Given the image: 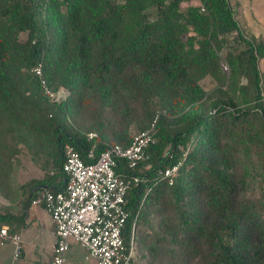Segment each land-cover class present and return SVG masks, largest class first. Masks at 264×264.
<instances>
[{
  "label": "trees",
  "instance_id": "1",
  "mask_svg": "<svg viewBox=\"0 0 264 264\" xmlns=\"http://www.w3.org/2000/svg\"><path fill=\"white\" fill-rule=\"evenodd\" d=\"M257 62L228 0H0V227L65 183L67 147L87 161L149 131L115 169L126 264H264Z\"/></svg>",
  "mask_w": 264,
  "mask_h": 264
},
{
  "label": "built area",
  "instance_id": "2",
  "mask_svg": "<svg viewBox=\"0 0 264 264\" xmlns=\"http://www.w3.org/2000/svg\"><path fill=\"white\" fill-rule=\"evenodd\" d=\"M35 73L40 75L39 68ZM45 91L53 100L66 95L62 88L55 92ZM152 143L150 132H141L133 137L127 148L115 145L98 156L91 150L87 161L67 147L62 165L65 174L62 189L45 190L32 201V205L42 203L54 225L55 244L49 264L64 263L71 241L85 249L97 264L127 263L130 256L125 251L121 231L127 219L124 205L129 183L115 169L120 159L129 168L136 167L147 157L145 151ZM175 169L165 170L164 175L169 177ZM5 242L13 248L8 264H15L20 253V235L1 226L0 246Z\"/></svg>",
  "mask_w": 264,
  "mask_h": 264
},
{
  "label": "crops",
  "instance_id": "3",
  "mask_svg": "<svg viewBox=\"0 0 264 264\" xmlns=\"http://www.w3.org/2000/svg\"><path fill=\"white\" fill-rule=\"evenodd\" d=\"M228 2L240 31L258 46L257 66L264 94V0H228ZM20 184L23 183L15 185ZM48 184L38 183L33 186V190L39 186L44 190H53L60 186V183ZM0 203H6L1 196ZM16 232L20 235V253L15 264H49L55 244V230L50 215L41 203L28 208L24 223ZM12 252L13 248L9 242L1 245L0 264H8ZM63 264L97 263L85 249L71 241Z\"/></svg>",
  "mask_w": 264,
  "mask_h": 264
},
{
  "label": "rangeland",
  "instance_id": "4",
  "mask_svg": "<svg viewBox=\"0 0 264 264\" xmlns=\"http://www.w3.org/2000/svg\"><path fill=\"white\" fill-rule=\"evenodd\" d=\"M19 174L22 177V179H26L27 178V175H29L30 173L29 172H26L25 170H22L21 172H19ZM128 254H129L130 258H132L133 256H135L133 245L129 249V253ZM134 263L135 264H140V262L137 260L136 257L134 258Z\"/></svg>",
  "mask_w": 264,
  "mask_h": 264
}]
</instances>
